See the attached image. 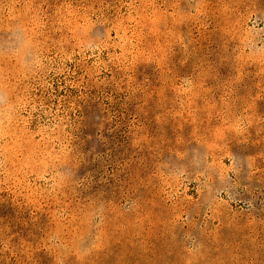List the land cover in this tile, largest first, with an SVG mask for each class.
I'll return each instance as SVG.
<instances>
[{"label": "rangeland", "instance_id": "374dc122", "mask_svg": "<svg viewBox=\"0 0 264 264\" xmlns=\"http://www.w3.org/2000/svg\"><path fill=\"white\" fill-rule=\"evenodd\" d=\"M0 264H264V0H0Z\"/></svg>", "mask_w": 264, "mask_h": 264}]
</instances>
